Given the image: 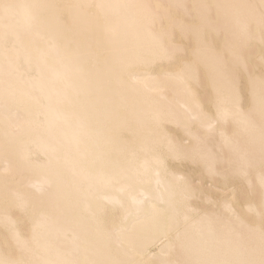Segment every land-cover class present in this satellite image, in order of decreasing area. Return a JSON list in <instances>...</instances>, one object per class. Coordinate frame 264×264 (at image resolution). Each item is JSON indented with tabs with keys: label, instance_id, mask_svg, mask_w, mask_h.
<instances>
[{
	"label": "bare ground",
	"instance_id": "6f19581e",
	"mask_svg": "<svg viewBox=\"0 0 264 264\" xmlns=\"http://www.w3.org/2000/svg\"><path fill=\"white\" fill-rule=\"evenodd\" d=\"M181 1L170 2L180 4ZM227 1L218 2L229 6L230 1ZM241 1L237 5L240 7L234 8L236 11L233 9L234 13L232 9H225L227 5L219 10L220 16L236 17L234 20L228 17L233 22L230 24L233 30L234 26L247 27L250 23L247 18L252 17L254 8L253 16L260 17L257 8L250 9L249 4L260 8L263 3L260 6V3H253L259 0H247L244 6L248 2L249 6L241 7ZM201 9L202 19L206 10L203 14ZM224 10L223 15L221 11ZM241 10L246 13L241 14ZM237 12L241 16L250 15L242 19ZM64 13L67 20L62 17ZM158 14L147 0H0V161L14 169H28L24 183L41 196L36 198L37 204L33 199L32 213L39 208L42 210L34 215L29 241L23 240L18 234L20 231L12 234L17 246L24 248L25 252L20 253L22 258L10 259L0 251V264H176L179 261L168 259L177 244L187 264H228L231 258L228 254L232 252L234 260L239 258L238 264L240 260L247 264L244 260L250 259L245 258L249 251L247 255L244 250V255L241 253L244 248L239 245L238 238V243L234 242V248L230 249L233 245L228 246L231 241L226 228L220 231L218 227L217 231L211 218L202 217L204 214L195 219L190 206H185L189 189L181 181L182 174L166 170V157L177 159L181 153L179 144L165 130L166 123L179 124L189 132L195 120L210 128L213 119L201 113L198 104L188 98L189 94L174 105L166 96L167 82L155 76L153 65L169 61L173 50L178 49L169 47L162 27H156ZM262 16L264 11L261 20L259 18L261 23L257 22L261 26L264 25ZM225 24L217 29L216 25L211 26L219 31L226 27ZM200 40L196 41H204ZM199 46L193 49L195 54H200L197 57L202 58L197 59L203 60L211 71V78L213 76L210 82L216 93L212 103L216 112L213 125L215 121L232 117L238 130L256 131L264 148V133L259 132L264 128L259 123L257 126L255 120L252 122V116L241 113L240 95L219 67L223 58L216 56L217 53L209 55L211 52L206 46L205 49ZM229 51L232 64L241 62L243 65L241 55ZM195 68L184 63L176 75L178 92L187 91L191 95L188 84L191 79H197ZM257 80L252 83V101L257 115L264 120V86ZM216 129L214 132H219ZM124 132L130 133L129 140L123 136ZM214 132L212 129L210 133ZM226 138L228 145L235 140H229L231 136ZM202 157H205L203 162L210 163L214 156H201L200 159ZM23 194L14 191V199L7 194L5 197L9 203L27 207L28 199L23 201ZM1 212L0 223L8 230L13 228L12 216L5 218ZM173 233L175 240L170 238ZM259 236V240L264 239L263 235ZM154 250H159L160 255L154 256ZM257 253H253L254 256ZM258 255L257 261L251 257L249 263H264V260L260 262L264 256ZM258 257L263 258L258 260Z\"/></svg>",
	"mask_w": 264,
	"mask_h": 264
},
{
	"label": "rangeland",
	"instance_id": "374dc122",
	"mask_svg": "<svg viewBox=\"0 0 264 264\" xmlns=\"http://www.w3.org/2000/svg\"><path fill=\"white\" fill-rule=\"evenodd\" d=\"M147 1L153 9H155L157 12H159L158 18H157L158 20H156L155 24H156L157 28L162 27L161 29L164 31V39H166V41L168 42L167 44H169V47H171L172 49H174V48L179 49L180 48L179 50L176 49L177 51L173 50L174 53L172 54V56H173V57H171L172 59L170 58L169 61H161V62L155 63L152 67L155 76L161 80L165 79V81L167 82V87L169 88V89L167 88V90L165 89L167 98L169 100H171V102L175 105L177 103L176 101L179 98L186 97L189 94L188 98L190 99V101L194 100L198 104L197 107H200L201 113L203 115L209 116L210 119H213L212 125L210 126V128L208 126L206 128V126L199 124L194 119L195 121L190 125V128L188 130L189 132H187L186 130H183V126L179 127L180 126L179 124H177L178 125L177 126L175 124L166 123L167 126H165V130L168 132V134L170 136L172 135V139L177 144H179L178 147L181 150V153L178 156L179 160H178V158L175 159L176 157H173L170 155L166 157V170L170 173L172 172V173L182 174L181 181L183 183H186V187L189 189L188 190L189 197L186 201V203L188 205L185 204V206L186 207L190 206V210L192 211L194 218L200 219L202 214H204L202 217L208 216L209 218H211L210 222L217 231H219V230L221 231V229L223 230V228H226L228 230V236L230 237V238L228 237L229 241H231L228 243V246L233 245L232 247L230 246L231 248L230 247H228V248H230V249L234 248L235 243H238V241H239L240 242L239 245L242 244L241 246H242V248H244L241 250L242 251L241 253L243 254V250H244V253L246 252V255H247V252L249 251L248 255H247L248 257L246 256L245 258H250V259L248 260V262L245 259L244 262L247 264H252L249 262H251L253 257H254V260L257 261L256 259H257L258 254H259L258 256H260V255L264 256V254L262 255V253L264 252V250H263L264 249V242H263L264 239L259 240L260 239L259 235H263V236H261V238H264V211H262V208H263L262 206L264 203V175H263L264 174V157H263L264 148L262 145L263 143H262V141H259L260 137L258 134H256V131H254V130H250V132H251L250 133L248 129L246 131H245V129H244V131H243V129H239L241 131L240 132L238 130L239 127L235 124L232 117H229L225 121H221V122L218 120L219 122H217V123L215 121V124L213 125L214 120H215L214 118L216 117L215 108H213V104H214L213 102L215 101L214 98L216 97V93L213 91L214 89L211 88L212 83H210V82H212L213 76L211 78V75H212L211 71L206 67L205 64H203L204 63V62H202L203 60L199 61L202 58L197 57L198 55L200 56V54H195L196 52H194L193 49L197 48L199 45H200L199 48L203 46L205 49V46H206V48L209 50V52H211V54H209V55H213L212 53H214L213 56H215V53H217L216 56L221 55L220 57H221V59L223 58L222 59L223 63L220 64L221 66L219 65V67L222 71L224 70L223 75L226 72V74L224 76L226 77V79H229L233 83L234 87L236 88V91H238V93L240 95V102L239 103H240V107L242 109L241 113L245 112V114H243V115L252 116L253 117L252 122H254V120H255L254 123L256 124V122H257V124H256L257 126H259L258 125V123H259L261 125V127L264 128V124H263L264 120H262L263 118L261 115L260 116L257 115L258 113L254 109V105H253V101H252V95H251L252 83L254 80H257V77H258L257 81L259 82V84H261L262 87L264 86V83L262 82V81H264V25H262V26L260 24L258 25V23H261L260 17L264 11L263 10L264 9V7H263L264 6V0L263 1L259 0L257 2H253L255 4L260 3V6H261V3H263L262 6L260 7V8L263 7L262 9L259 8V5H254V4L252 5V3H250L249 4L250 6H249L248 5L249 2L246 3V6H244L245 1H247V0H244L243 1L244 3H242L241 0H229L230 2L227 1V3L229 2V6H231V8H228L229 6L225 2H222L225 4L221 5V2H218L221 0H203V1L202 0H183V2L181 1L180 4L177 2H176L177 4H175V3L172 4V2H170L171 0L170 1H168V0H147ZM240 1L242 4L241 7L249 6V8L251 9L255 6L257 8L256 10H258L257 12H259L260 17L255 16V15H254L255 17L253 16V14H255V8H254V13L252 12L253 10L252 11L250 10L252 12V17L250 14H247V16L250 15V16H248V18L249 17L251 19L253 18L252 20L250 19L251 21H249V19L247 18L246 15H242L244 18L246 16L247 23L250 22L249 24L246 25L247 26V27H245L246 30L245 29H238L239 27L237 28L235 26H234V30H233V28H232L233 26L232 25H231L232 27L230 26V24H232L233 22L231 23V20L229 21L231 14H229L230 16H228V15L226 16L228 20L227 19L223 20L226 17H224L222 15H221L222 16L221 17L219 15L220 14L219 10H220V8L227 5L228 7L225 6L226 8L225 7L224 8L227 10L232 9L231 10V12H232L234 8L237 7V9H238V7H240V6H237L240 3ZM206 5H208V6H206ZM199 6L202 7L201 11L203 14L205 13V11H203V10H206L204 17L201 16L204 18V19L202 18L203 20L200 18V7ZM203 6L206 8L204 9ZM198 10H199V13H198ZM239 10H240V8H239ZM234 11H236V10L234 9ZM244 11L242 12V10H241L240 11L241 14L242 13L245 14L246 12H244ZM246 11H247V9H246ZM250 11H249V13H250ZM208 12H210V13H208ZM224 12H226V11L225 10L223 12L221 11V14H223ZM202 13H201V15H202ZM232 13H234V12H232ZM237 13H239V12H237ZM247 13H248V11H247ZM225 14H228V12ZM241 14L238 16L242 17ZM166 16L169 18H167ZM218 16H219V18H218ZM62 17L64 18V20H67V15L65 13L62 15ZM243 17H242V19H243ZM256 17H258V18H256ZM206 18H208V19H206ZM233 18H230V19H233ZM254 18H255V20H254ZM259 18H260V20H259ZM262 18L264 19V16H262ZM220 19H222V20H220ZM172 20L173 21L175 20L176 24L173 23ZM257 20H259V21H257ZM255 21H256V23L257 22L258 23L256 24ZM263 21L264 20H262V22ZM213 22H215V23H213ZM222 23L223 24L226 23L225 24L226 27L221 28L219 31L216 30L217 32L214 31V29L217 26L219 27V25H222ZM183 24L187 28L182 27V29H181L180 27ZM200 24H201V26H200ZM206 24H207V27H206ZM211 25L212 26L216 25V26H214L215 27L214 28ZM228 25L231 27V30H230V27ZM227 26H228V29H227ZM179 28L183 31H181ZM196 28H197V30H196ZM187 29H189V31ZM167 30L169 31V33ZM186 30H187V32H186ZM198 30H200V32H201V30H203L202 32L204 33V35L202 32L199 33ZM166 31H167V33H165ZM195 31H198L197 33L202 34V35H198ZM193 32L195 34H193ZM259 33H260V35H259ZM199 36L201 39L202 38L204 39V41L202 40V43H204V45H202V43H198L199 41L201 42ZM195 38H197L196 39L197 41L199 39V41L197 42L195 40ZM248 38L252 41H248L249 40ZM257 39H259V42L257 41ZM196 42L199 44L198 46H197ZM171 43H173L172 46H175V47H172ZM226 44H227V46H225ZM180 45L182 48L180 47ZM228 46H232V47H228ZM226 47L229 48V50H232V54L238 53L239 57L241 55L240 59H241V61L242 60L244 61L242 63H243V65L244 64L245 65L243 66L241 64V62L240 63L238 62L237 65L232 64L233 61L230 59L231 51H229ZM239 48H241V49H239ZM208 50H207V52H208ZM233 50H234V53H233ZM192 51H193V53H192ZM206 53H205V55H208ZM229 53H230V55H229ZM197 58H199V60ZM231 58H233V56ZM237 60H239V59H237ZM237 60H236V62H237ZM184 63L191 65L192 67H196L195 69H197L196 70V74L198 75L196 77L197 79L196 80L191 79L189 81V84H188L189 85L188 91H190V92L192 91L191 95L187 91L178 92V90H177L180 87L177 86L178 82H177L176 75H177V73H179L180 69H182ZM239 64H241V65H239ZM234 65H236V66H234ZM241 66H243V67H241ZM244 67H245V69H244ZM167 72H169V75ZM192 80H195V82H193ZM174 92L175 93L178 92V93H176L177 96L175 95ZM252 110L255 111L256 114ZM246 113H249V114H246ZM252 117H250V119ZM211 127L213 129V132H214V130H217L216 128H218L219 132L218 131H215V132L219 133V134H214L215 132L213 134H211L210 133V132H212ZM259 129H260V127H259ZM190 130L193 132V134H192V132H190ZM255 130L258 131V127H256ZM262 130H259V132L264 133V130L263 131ZM220 131L222 133H220ZM252 132H254V133H252ZM190 133L194 136H192ZM222 134L227 135L228 137L231 136V138L229 140L235 139V140H233L234 142L233 141L230 142V145L226 144V139H227L226 137L227 136H223ZM236 134L238 136H236ZM242 134L243 135L246 134L247 136L246 135L242 136ZM251 134H253V135L251 136ZM239 135H241V136H239ZM123 136L125 137V139L129 140L130 133L124 132ZM190 136L194 137L195 139L191 138ZM251 139H252V141L254 139L255 140L253 142H251ZM247 141H248V143H247ZM197 142H199V143H197ZM210 143L211 144L216 143L215 144L216 146L214 144H213L214 146L210 145ZM231 143L232 144L234 143V144L232 145ZM236 143H237V145H235ZM256 143H259V144L256 145ZM207 145H209V146H207ZM258 145H259V149H258ZM260 145H262V147ZM226 146L229 148H227ZM201 147L202 148L204 147V148L202 149ZM246 147H247V149H246ZM196 148H198V149H196ZM242 148H244V150ZM239 149H240V151H239ZM258 150H261L262 154ZM208 151L211 153V155H209L210 153L207 154ZM243 151H245V152H243ZM207 155H208V157L214 156L213 160L212 161L210 160V163H209V161L207 162L206 160H204L205 162H203V159L205 157H202L200 159L201 156L207 157ZM195 156H197V157H195ZM239 156H240V158H238ZM231 157L232 158L234 157V158L231 159ZM248 157L249 158L251 157L250 160L252 158L254 160L252 159V161H250ZM255 157H256V160H255ZM236 159H238V160L236 161ZM220 160H222V161H220ZM230 160H232V161H230ZM253 161H254V163H253ZM2 163L3 162L0 161V187H1V190H0L1 191V193H0L1 194L0 195V212L2 211L1 213L3 214V217H5V218L7 217L10 219L12 216L13 220L15 221V224H14L13 228H9V230H8V227H5L4 225H2V223H0V251L5 256H7L8 258L17 260L20 257L22 258V254L25 251H24V248L20 247V245L17 246V243L13 239L12 234L15 233L16 231L17 232L20 231V232H18V234L23 238V240L25 238L27 239L26 241L30 240L28 237L31 238V231H32L31 227H33L31 225L33 224L34 215L37 214L38 212L42 211L39 208V209H37L36 213L34 214V213H32L33 209L31 208V206H32V203L34 201L37 204L38 200L36 202V198L37 199L41 198V196H40V194H37L34 190L29 189L24 183V181H26V179H27V175L29 174V172H27L28 169L27 170L25 168L21 169V170L20 169H14L13 167L8 166V164L6 166V163H3V164ZM233 163H235V164H233ZM240 164H241V166H240ZM239 167H240V169H239ZM238 169L241 171H239ZM29 170H34V169H29ZM21 171H23V173H21ZM215 171H217V172H215ZM214 179H215V181H214ZM14 191H19L20 194L24 193L23 194L24 197H22V199H23V201L25 199H28V200H26V202L28 203L27 207L23 206L24 207L23 208V207H21L23 204L19 206V204H17L16 202H15V204H12L10 201V203H9L8 199L5 196L7 194V195H10L11 198H13ZM3 192L6 194H4L3 197H1ZM26 196H27V198H26ZM207 196H209V197H207ZM206 197H207V199H205ZM33 199H34V201H33ZM225 202L228 204L223 205V204H225ZM248 206H251L253 209L255 208L254 210L253 209L252 210L255 211L256 214L251 209L249 210V208H247ZM188 209L189 208H186V210H188ZM225 209H226V211H225ZM219 210H220V214H219ZM47 211L48 210H46V212ZM117 213L118 212H116V214ZM209 214H210V216H209ZM218 214H219V216H218ZM0 216H2V215L0 214ZM220 221H221V223H220ZM228 221H230V222H228ZM223 224H225V225H223ZM220 225H222V227H220ZM218 227H219V230H218ZM239 227H240V229H239ZM252 227H254V228H252ZM10 229L13 230V232H11ZM242 231H244L245 233L244 232L242 233ZM233 233L235 235L236 234L237 235L234 236ZM260 233H262V234H260ZM243 234H244V237H243ZM239 237H240V240H239ZM247 237H249V238H247ZM170 238L172 240H175L176 235L173 233ZM237 238H238V241H237ZM230 239H234V241L230 240ZM242 239L244 240V243H243ZM245 239H247V241H245ZM256 240H258V242ZM260 241H262L263 244ZM232 242H233V244H232ZM236 246H237V244H236ZM249 246H250L251 250L248 248ZM178 247L181 248L180 245H178V244L175 245V247H174L175 251H173L171 253L172 255L170 254V256H169L170 259H168V260H170L172 262H173V260L179 261V263L177 262L176 264H180V262H182V260H183L184 263L187 264L186 257L184 255L181 256V254L183 253L182 248L180 249ZM257 247H259V248H257ZM239 248L241 249V247H239ZM245 248H246V250H245ZM253 248L255 250H252ZM256 250L258 253L255 252ZM260 250H261V252H260ZM229 251H228V253H229ZM20 253H22V254H20ZM154 253H155L154 256L160 255L159 250L158 251L154 250ZM253 253H257V254H255L256 257L254 256ZM230 254H228V256H231V258L233 257V260L230 258L231 259V261H230V259L228 258L229 263L232 262V264H234L236 262L235 264H238L239 258L238 259L236 258L235 260H237V261H235L234 260L235 257L233 255L234 253L232 252V254L231 255ZM240 254L238 256H241ZM249 254H251V255H249ZM238 256L236 255V257H238ZM184 257L186 260L184 259ZM181 258H182V260H180ZM260 258H263V257H260ZM260 258L258 257V260H260ZM166 259H167V257H166ZM241 259H243V256H241ZM254 260L252 262H255ZM263 260L264 259H262L260 262H262ZM233 261H235V262H233ZM240 262H241L240 264H242V260H240ZM184 263L182 262L181 264H184ZM255 263L258 264L259 262H255ZM259 264H261V263H259ZM262 264H264V263H262Z\"/></svg>",
	"mask_w": 264,
	"mask_h": 264
},
{
	"label": "water",
	"instance_id": "95a60500",
	"mask_svg": "<svg viewBox=\"0 0 264 264\" xmlns=\"http://www.w3.org/2000/svg\"><path fill=\"white\" fill-rule=\"evenodd\" d=\"M263 208H264V204H263Z\"/></svg>",
	"mask_w": 264,
	"mask_h": 264
}]
</instances>
